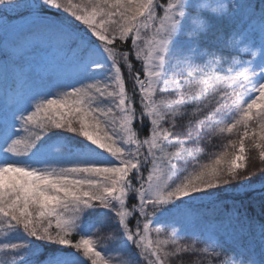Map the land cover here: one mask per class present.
<instances>
[{
    "label": "snow or ice",
    "instance_id": "1",
    "mask_svg": "<svg viewBox=\"0 0 264 264\" xmlns=\"http://www.w3.org/2000/svg\"><path fill=\"white\" fill-rule=\"evenodd\" d=\"M0 31V264H264V223L184 233L201 198L264 193V0H0Z\"/></svg>",
    "mask_w": 264,
    "mask_h": 264
},
{
    "label": "trees",
    "instance_id": "2",
    "mask_svg": "<svg viewBox=\"0 0 264 264\" xmlns=\"http://www.w3.org/2000/svg\"><path fill=\"white\" fill-rule=\"evenodd\" d=\"M21 3H31V0H20ZM75 3H78L79 0H74ZM249 3L259 6L260 0H248ZM21 13H25L21 15ZM65 14L60 13L57 15L50 14V17L53 19L63 18ZM32 17L26 14L25 9H18L17 12L8 14V24L16 25L10 26L7 29V36L9 41H12L16 38L18 27L20 25L30 22ZM3 35V32L0 31V36ZM123 47H127L126 45ZM33 64V67L39 72L51 73L53 76H56L60 72V61L55 49H49L47 45L43 46L42 50L39 51L36 55L29 58ZM139 67V65H137ZM75 79L60 78L59 80H53L55 83H75ZM47 81H37L36 88L39 90L43 87ZM56 93H61L63 89L54 88ZM32 93H29V97ZM19 99V98H18ZM31 102L29 98H24L20 100V103L27 104ZM0 103H2V93H0ZM241 133L243 129H240ZM251 131V129H250ZM74 134L67 133L65 138L72 137ZM238 139L235 135V130L233 134L225 133L222 136H214L211 140V145L205 147L204 142L201 141L199 148L203 151L200 153L201 157L208 152H219L224 150V146L229 143L230 140ZM246 144V164L248 171L253 173L252 179L255 181V187L260 188L261 183L257 179L258 176L264 175L259 172L261 167L264 165L261 164L259 159V151L252 146L251 141L247 138L245 139ZM190 163H195L194 160L189 158ZM55 163V162H53ZM183 167V165H181ZM214 201V203H213ZM198 205H201L197 215L190 217L184 221V233L185 235H191L193 233L200 232H211L214 230H219L221 234L225 230L231 231L232 228H239L240 226L236 223L237 214L244 223V231L247 233L248 227L258 231L259 226L264 223V193L260 191L250 192L244 189H239L235 187H228L223 191H218L214 196L203 197L201 200L196 202ZM231 218V219H229ZM160 227V225H157ZM153 238H155V233H153ZM161 239L164 238L163 233L161 234ZM186 242V241H182ZM190 261L198 262V264H204L203 258L186 255L182 259L178 258H169V264H189Z\"/></svg>",
    "mask_w": 264,
    "mask_h": 264
},
{
    "label": "rangeland",
    "instance_id": "3",
    "mask_svg": "<svg viewBox=\"0 0 264 264\" xmlns=\"http://www.w3.org/2000/svg\"><path fill=\"white\" fill-rule=\"evenodd\" d=\"M156 227H157V225H156Z\"/></svg>",
    "mask_w": 264,
    "mask_h": 264
}]
</instances>
